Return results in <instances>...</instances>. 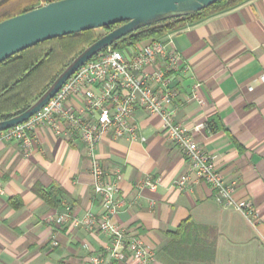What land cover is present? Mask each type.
Returning <instances> with one entry per match:
<instances>
[{
    "label": "crops",
    "instance_id": "0c3cea01",
    "mask_svg": "<svg viewBox=\"0 0 264 264\" xmlns=\"http://www.w3.org/2000/svg\"><path fill=\"white\" fill-rule=\"evenodd\" d=\"M158 40L180 58L164 111L213 156L233 186L231 196L249 200L255 217L218 203L192 174L179 190L176 180L189 162L165 138L163 117L138 108L136 137L108 134L95 150L106 178L118 187L112 222L141 240L145 264H264V0H247ZM150 42L122 51L129 56ZM71 102L82 106L77 98ZM30 135L29 153L16 141H0V264H92L91 256L119 264L110 259L106 234L58 219L65 207L77 219L104 211L85 144L45 126ZM51 184L62 189L55 204L40 194ZM125 254L122 264H139Z\"/></svg>",
    "mask_w": 264,
    "mask_h": 264
},
{
    "label": "built area",
    "instance_id": "2783aa9c",
    "mask_svg": "<svg viewBox=\"0 0 264 264\" xmlns=\"http://www.w3.org/2000/svg\"><path fill=\"white\" fill-rule=\"evenodd\" d=\"M179 64V55L168 43L158 39L134 49L129 56L122 50L107 47L81 65L38 112L24 122L0 131L1 142L16 141L25 153L30 152L33 144L30 132L43 126L55 134L71 133L85 144L91 157L93 192L100 196L104 211L99 218L86 212L77 219L71 216L69 207H65V212L58 219L97 228L106 234L111 240L110 259L119 264L126 261L125 251L139 259V264H145L148 250L138 237L130 236L127 229L112 222L120 205L118 187L106 178L107 172L95 157V150L102 137L108 134L114 138L136 137L138 125L134 112L138 108L163 117L165 138L188 160V172L176 180L179 190L187 187L189 174H192L196 181L209 185L218 203L236 208L249 220L255 217L249 200L231 196L233 186L225 183L215 167L213 156L197 144L186 128L173 123L171 113L164 111V105L173 96L167 86ZM150 66L153 68L148 71ZM154 84H159L165 91L159 94ZM73 98L79 99L82 106L74 105L71 102ZM147 184L154 188V183ZM89 261L102 264V257L91 256Z\"/></svg>",
    "mask_w": 264,
    "mask_h": 264
},
{
    "label": "water",
    "instance_id": "95a60500",
    "mask_svg": "<svg viewBox=\"0 0 264 264\" xmlns=\"http://www.w3.org/2000/svg\"><path fill=\"white\" fill-rule=\"evenodd\" d=\"M220 0H55L0 21V62L38 42L121 23L81 51L27 108L0 119V131L38 112L85 62L138 28L200 11Z\"/></svg>",
    "mask_w": 264,
    "mask_h": 264
},
{
    "label": "trees",
    "instance_id": "16d2710c",
    "mask_svg": "<svg viewBox=\"0 0 264 264\" xmlns=\"http://www.w3.org/2000/svg\"><path fill=\"white\" fill-rule=\"evenodd\" d=\"M55 0H6L0 4V21ZM247 0H220L191 14L174 17L131 31L110 47L123 50L144 40H157L165 34L193 24L211 15L233 8ZM116 23L100 28L67 34L25 48L0 62V119L23 111L37 99L81 51L101 36L119 26ZM95 54L91 59L98 56ZM37 192L40 193L39 190ZM62 189L51 184L41 196L55 204ZM182 225V224H181ZM179 227L174 235L179 234Z\"/></svg>",
    "mask_w": 264,
    "mask_h": 264
}]
</instances>
